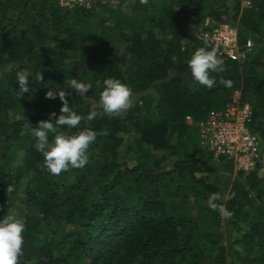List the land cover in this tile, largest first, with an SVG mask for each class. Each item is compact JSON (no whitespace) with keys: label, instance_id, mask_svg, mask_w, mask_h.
<instances>
[{"label":"trees","instance_id":"1","mask_svg":"<svg viewBox=\"0 0 264 264\" xmlns=\"http://www.w3.org/2000/svg\"><path fill=\"white\" fill-rule=\"evenodd\" d=\"M240 4L93 0L69 8L0 0V216L15 210L24 219L19 264H264V0ZM206 19L235 27L243 52L230 59L216 49L220 70L211 73L217 83L210 89L187 65L206 42L182 26L186 20L199 34ZM20 70L42 76L29 77L30 94L22 97ZM71 78L92 84L81 107L66 95L81 115L98 103L97 81L106 78L129 85L135 100L118 115L61 126L97 136L84 167L52 175L30 129L59 115V97L45 92L65 89ZM236 91L252 108L262 155L253 170H236L222 184L217 170L233 174L234 165L212 159L185 118L203 120L230 105ZM214 192L232 217L208 207ZM225 233L233 238L229 249Z\"/></svg>","mask_w":264,"mask_h":264},{"label":"clouds","instance_id":"2","mask_svg":"<svg viewBox=\"0 0 264 264\" xmlns=\"http://www.w3.org/2000/svg\"><path fill=\"white\" fill-rule=\"evenodd\" d=\"M147 3V0H141ZM187 65L192 78L207 88H212L217 81L211 76L212 72L219 71L220 59L215 48L204 46L198 47L192 53ZM32 77L27 71L20 70L16 73L18 85L17 95L22 97L24 93H29L32 86L29 83ZM33 78V77H32ZM34 81H41V73L37 74ZM225 88L232 86V81L221 79L219 81ZM97 86L102 87L99 93V101L94 105L87 115H81L69 105L66 93L63 88L59 91L48 88L45 97L55 99L57 96L61 101L60 113H50L48 119L39 121L36 126L30 129L31 135L36 138L35 148L44 156V165L52 175H59L62 171L71 168L84 167L89 159L88 148L96 140L97 132L85 127L72 134L60 131L61 126L68 128H78L80 122L92 121L97 115H118L123 111L133 107L135 97L132 89L126 83L117 78H106L101 82L97 81ZM66 87L73 89L79 97H84L92 88L90 82L80 81L75 78L68 80ZM56 117L54 120L52 117ZM49 134L52 140L49 142ZM8 191H13V187L8 185ZM224 197L219 192L212 193L207 200V205L212 210L218 211L220 215L230 218L233 212L223 204H218ZM24 219L15 211L9 210L5 215L0 216V264H19V257L22 255V245L25 230Z\"/></svg>","mask_w":264,"mask_h":264},{"label":"built area","instance_id":"3","mask_svg":"<svg viewBox=\"0 0 264 264\" xmlns=\"http://www.w3.org/2000/svg\"><path fill=\"white\" fill-rule=\"evenodd\" d=\"M62 7L75 5L87 6L93 0H56ZM241 9L250 5V0H239ZM204 21L207 29L201 31L197 38L205 41L210 47L218 50L230 59H239L243 55L238 45V32L229 24H209ZM252 47L251 40L245 42V49ZM187 125L193 127L198 135L202 148L212 159L229 160L238 171L253 170L260 162L262 149L259 138L252 127V108L249 103L241 101L240 92L236 91L231 104L223 109L211 111L206 118L194 123L192 118H185Z\"/></svg>","mask_w":264,"mask_h":264},{"label":"rangeland","instance_id":"4","mask_svg":"<svg viewBox=\"0 0 264 264\" xmlns=\"http://www.w3.org/2000/svg\"><path fill=\"white\" fill-rule=\"evenodd\" d=\"M183 23L184 24L182 26L186 30V32H188V34H190L194 39L197 38L198 33L196 34V32H193V27L191 25L186 27V25H185L186 20H183ZM114 45L118 49H121L120 44L115 43ZM64 90H65L66 93L71 92V94H73L72 99L74 98L75 100H77L76 102H77V104L80 107L83 105L84 100H85L84 97H79L78 94L73 89H71L70 87H66ZM263 158H264V154H263ZM206 165H209V164H206ZM217 172H218L219 176L221 177L220 182H222V184H224L225 180H227L226 178H233L234 177V172H236V169L234 167L233 174H227L226 172H222L221 170H217ZM221 191H222L223 194H226V189L225 188L222 187ZM232 241H233L232 236H230L229 234L225 233L224 234V245L226 246V248L229 249L230 242H232Z\"/></svg>","mask_w":264,"mask_h":264}]
</instances>
